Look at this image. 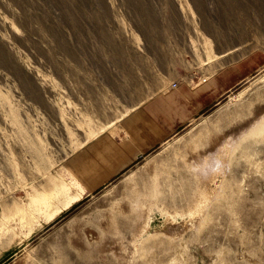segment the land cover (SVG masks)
Returning a JSON list of instances; mask_svg holds the SVG:
<instances>
[{"label":"rangeland","instance_id":"374dc122","mask_svg":"<svg viewBox=\"0 0 264 264\" xmlns=\"http://www.w3.org/2000/svg\"><path fill=\"white\" fill-rule=\"evenodd\" d=\"M220 73L121 159L127 113ZM0 264H264V0H0Z\"/></svg>","mask_w":264,"mask_h":264},{"label":"crops","instance_id":"0c3cea01","mask_svg":"<svg viewBox=\"0 0 264 264\" xmlns=\"http://www.w3.org/2000/svg\"><path fill=\"white\" fill-rule=\"evenodd\" d=\"M227 75L220 73L206 81L184 79L174 88L168 84L127 113L126 128L133 139L117 144L123 154L121 159H132L158 146L198 116L211 102L207 98L216 100V97L227 94L237 81L221 87V90L216 89L221 86L223 79L229 77ZM216 90L219 93L215 96Z\"/></svg>","mask_w":264,"mask_h":264},{"label":"built area","instance_id":"2783aa9c","mask_svg":"<svg viewBox=\"0 0 264 264\" xmlns=\"http://www.w3.org/2000/svg\"><path fill=\"white\" fill-rule=\"evenodd\" d=\"M172 85H173V87H177L178 86V84L176 82H173Z\"/></svg>","mask_w":264,"mask_h":264}]
</instances>
